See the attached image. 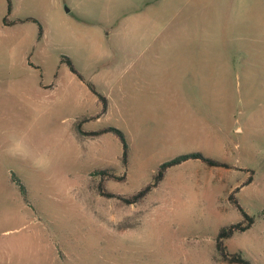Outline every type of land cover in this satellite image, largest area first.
<instances>
[{
  "label": "rangeland",
  "instance_id": "1",
  "mask_svg": "<svg viewBox=\"0 0 264 264\" xmlns=\"http://www.w3.org/2000/svg\"><path fill=\"white\" fill-rule=\"evenodd\" d=\"M20 4L37 23L0 35V264H227L230 193L254 222L223 245L264 264V0ZM75 124L119 129L127 167L113 134ZM192 152L227 167L183 161L134 204L98 194L129 197Z\"/></svg>",
  "mask_w": 264,
  "mask_h": 264
},
{
  "label": "trees",
  "instance_id": "2",
  "mask_svg": "<svg viewBox=\"0 0 264 264\" xmlns=\"http://www.w3.org/2000/svg\"><path fill=\"white\" fill-rule=\"evenodd\" d=\"M7 3V13H9L10 11V0H6ZM22 20H14L12 23H18L21 22ZM23 21H33L35 23H37V21L34 18H25L23 19ZM3 22L6 23V18L3 19ZM42 36V30L41 27L38 25V29H37V38H41ZM61 63H64L69 72L72 73L74 76H76L79 80L82 81V77L81 75L76 71V69L74 68L73 64L71 63L70 59L67 57H61L60 59ZM88 90L97 97L98 101L101 103L102 106V110L101 112H104L106 109V100L104 98V96H102L100 93H98L96 91V89L93 87V85L87 83L86 84ZM74 131L75 133H77V135L79 136H98L100 134H104V133H111L113 134L117 140L120 143L121 146V156H120V162L121 165L123 166V168H126L128 165V155H129V147H128V142L124 136V134L119 130L116 129L114 127H107V128H103L100 130H96V131H82L80 129V124L78 125H74ZM186 160H199L202 163H204L207 166L210 167H227L226 164L224 163H220L218 161L212 160L210 158L204 157L202 156L200 153L197 152H192V153H187V154H183L180 156H177L175 158H172L170 160L164 161L162 163H160L157 167V170L154 172V174L152 175L151 178V182L144 185L142 188H140L138 191H136L133 195L129 196V197H123L120 195H115L112 193H104L101 190V186L98 184L96 186L97 190H98V194L100 196L106 197V198H117L119 199L121 202H123L124 204H134L136 202L141 201L158 183H160L165 175V172L176 165H179L180 163H182L183 161ZM106 170L104 169H96L94 171H92L90 173V176H96V175H105ZM111 178L113 179H117V180H121L122 177H115L114 175H109ZM10 180L12 182H15L19 192L24 196L25 195V190L24 187L18 182V181H14L13 177L10 178ZM251 180V177H248V179L246 180L245 183L241 184L240 187H242L243 185L249 183ZM237 189H235L236 191ZM227 200L229 201V203L232 205V207L238 211L241 214L242 220L240 222L237 223H233L230 224L226 227H222L220 229V231L218 232L216 239H215V250L218 254L219 259L227 264H251L249 260H247L246 258H244L240 253H229L226 251L225 246L223 245V241L230 238L232 236L233 233L236 232H243L245 230H247L254 222V218L247 215L239 206L237 200L233 197V195L230 193L227 196Z\"/></svg>",
  "mask_w": 264,
  "mask_h": 264
},
{
  "label": "crops",
  "instance_id": "3",
  "mask_svg": "<svg viewBox=\"0 0 264 264\" xmlns=\"http://www.w3.org/2000/svg\"><path fill=\"white\" fill-rule=\"evenodd\" d=\"M22 2H23V0H10V11H9V13H7L6 0H0V35H2L1 32L3 30V32L6 35L11 34L12 37L16 38V39L19 38L20 40H23L25 38V36H27L25 24H27L29 22H32V23H35V22H33V21H23V19H25V18H32V17L27 16L26 14L22 15L20 13V7H21L20 3H22ZM145 12L149 13V14L152 13V12L154 13V6H152V7L151 6H147ZM4 18H6V21H7L6 23L3 22ZM17 19L22 20V21L18 22V23H15V22L12 23L14 20H17ZM89 84L93 85L92 83H89ZM93 87H94V85H93ZM86 88H87V86H86ZM87 90H88V88H87ZM129 152H130V150H129ZM251 180H250V182H251Z\"/></svg>",
  "mask_w": 264,
  "mask_h": 264
}]
</instances>
